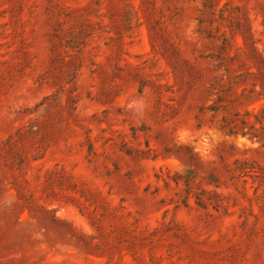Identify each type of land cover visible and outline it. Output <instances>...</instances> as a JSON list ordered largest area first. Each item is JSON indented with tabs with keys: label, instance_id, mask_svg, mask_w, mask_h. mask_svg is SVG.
I'll list each match as a JSON object with an SVG mask.
<instances>
[{
	"label": "rangeland",
	"instance_id": "374dc122",
	"mask_svg": "<svg viewBox=\"0 0 264 264\" xmlns=\"http://www.w3.org/2000/svg\"><path fill=\"white\" fill-rule=\"evenodd\" d=\"M0 264H264V0H0Z\"/></svg>",
	"mask_w": 264,
	"mask_h": 264
},
{
	"label": "trees",
	"instance_id": "16d2710c",
	"mask_svg": "<svg viewBox=\"0 0 264 264\" xmlns=\"http://www.w3.org/2000/svg\"><path fill=\"white\" fill-rule=\"evenodd\" d=\"M213 111H217V109H212ZM256 118L258 116L256 115ZM225 125L221 127V129L227 134V135H236L237 134V125L234 124V122H227L226 120L224 121ZM256 123H261L258 119H256ZM243 137L249 136V133H242L241 134ZM250 138H256L254 135H250Z\"/></svg>",
	"mask_w": 264,
	"mask_h": 264
}]
</instances>
